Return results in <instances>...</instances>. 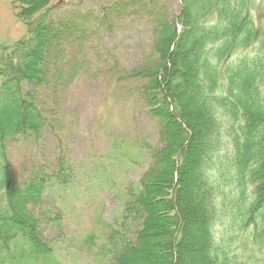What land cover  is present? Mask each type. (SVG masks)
<instances>
[{
    "label": "trees",
    "instance_id": "obj_1",
    "mask_svg": "<svg viewBox=\"0 0 264 264\" xmlns=\"http://www.w3.org/2000/svg\"><path fill=\"white\" fill-rule=\"evenodd\" d=\"M47 1L21 0L27 35L0 52V263L49 256L44 237L61 228L63 210L52 214L46 199L70 182L71 168L62 155L56 168L38 164L16 181L8 143L52 129L39 98L57 103L74 73L53 62L55 52L125 13L145 19L154 37L133 67L112 57L110 69L115 86H126L156 121L157 141L136 143L147 166L124 187L112 222L85 237L87 251L103 264H128L140 248L152 264H236L230 239L215 231L227 221L264 255V0H179L175 19L159 0H117L99 13L53 18Z\"/></svg>",
    "mask_w": 264,
    "mask_h": 264
},
{
    "label": "rangeland",
    "instance_id": "obj_2",
    "mask_svg": "<svg viewBox=\"0 0 264 264\" xmlns=\"http://www.w3.org/2000/svg\"><path fill=\"white\" fill-rule=\"evenodd\" d=\"M114 1L117 0H48L46 5L51 6L49 14L53 18L68 10L99 13L101 6ZM159 2L169 19L177 17L179 0ZM22 9L21 0H0V52L27 35L25 19L19 15ZM260 21L264 24V14ZM153 37L145 19L125 13L110 28L103 25L95 33L84 35L76 48L73 44L53 55V62H61L62 68L69 66L75 74L60 92L57 103L39 98V102L45 101L46 114L54 119V125L45 129L38 140L31 136L11 140L7 152L16 181L35 165L50 169L58 156L69 159L70 182L55 185L46 199L52 214L63 210V221L60 229L50 226L44 237L52 249L49 256L14 264H103L87 251L84 239L100 232L102 222H112L124 187L136 182L147 166V153L136 143L157 141L156 121L146 107L128 94L126 86H115L117 73L110 69L112 57L118 58L119 65L131 68L149 52ZM193 132L192 141L197 146L198 131ZM184 171L185 182L187 167ZM182 186L186 189L184 183ZM186 190L193 194L192 188ZM184 193L181 190L180 196ZM185 207L188 208L187 204ZM195 223L190 222L191 228H196ZM227 226V221L219 223L215 231L216 235L230 239V243H224L237 256L236 264H264L263 252L248 241V232ZM125 258L128 264L153 261L142 254L141 248Z\"/></svg>",
    "mask_w": 264,
    "mask_h": 264
}]
</instances>
